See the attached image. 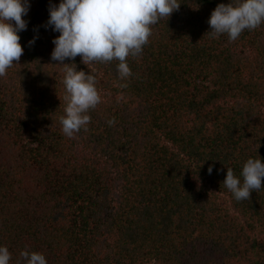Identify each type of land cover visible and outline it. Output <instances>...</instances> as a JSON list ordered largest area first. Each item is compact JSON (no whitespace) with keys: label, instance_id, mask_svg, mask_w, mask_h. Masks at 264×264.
<instances>
[{"label":"trees","instance_id":"1","mask_svg":"<svg viewBox=\"0 0 264 264\" xmlns=\"http://www.w3.org/2000/svg\"><path fill=\"white\" fill-rule=\"evenodd\" d=\"M60 2L29 0L24 52L0 77L9 264H26L25 249L47 264H264V180L244 201L222 184L227 167L240 177L249 158L264 163V22L214 37L211 13L231 0H178L127 58V80L118 61L65 60L96 76L101 97L68 137L60 33L46 26Z\"/></svg>","mask_w":264,"mask_h":264},{"label":"clouds","instance_id":"2","mask_svg":"<svg viewBox=\"0 0 264 264\" xmlns=\"http://www.w3.org/2000/svg\"><path fill=\"white\" fill-rule=\"evenodd\" d=\"M178 0H61L58 6L50 5L46 26L60 33L55 37L51 59L65 66L63 84L67 101L65 115L60 118L63 133L72 137L81 129L87 130L94 109L101 97L96 88V76L77 71L76 65L65 64L67 59L82 57V62L118 61L117 71L121 80L132 76L127 58L139 55L148 43L151 26L162 18H169L179 10ZM30 8L29 0H0V77L7 69L19 63L24 52L19 33L27 30L23 18ZM264 22V0H231L220 3L208 20L212 36L227 34L235 41L245 30H254ZM35 37L30 44H34ZM72 65H75L73 67ZM121 87H127L124 83ZM114 125L115 120H109ZM212 166L208 172L211 174ZM242 177V179H241ZM264 180V163L260 158H249L243 165L240 177L227 167L222 184L236 201L251 199L253 190L260 192ZM26 264H47L42 253H20ZM11 253L0 246V264H9Z\"/></svg>","mask_w":264,"mask_h":264},{"label":"rangeland","instance_id":"3","mask_svg":"<svg viewBox=\"0 0 264 264\" xmlns=\"http://www.w3.org/2000/svg\"><path fill=\"white\" fill-rule=\"evenodd\" d=\"M227 199V196H224Z\"/></svg>","mask_w":264,"mask_h":264}]
</instances>
